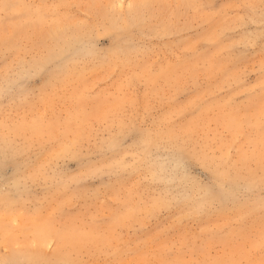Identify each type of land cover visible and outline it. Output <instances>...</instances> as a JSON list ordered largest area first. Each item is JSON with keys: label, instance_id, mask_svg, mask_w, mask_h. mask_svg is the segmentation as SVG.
<instances>
[{"label": "rangeland", "instance_id": "obj_1", "mask_svg": "<svg viewBox=\"0 0 264 264\" xmlns=\"http://www.w3.org/2000/svg\"><path fill=\"white\" fill-rule=\"evenodd\" d=\"M120 2L149 6L114 15L110 6ZM246 2L259 6L260 0H0V88L12 85L0 94V152L12 155L0 163V229L31 240L30 221L52 220L60 234L48 240L51 249L67 253L71 264H142L154 257L162 264H203L223 260L221 251L234 248L239 251L225 261L264 264L259 212L239 219L261 193L243 194L242 179L241 199L223 209L218 203L202 217H179L186 201L155 206L169 194L217 192L215 170L255 180L264 174L258 123L217 122L215 109L203 103L209 89L227 95L224 73L250 64L259 50L237 49L235 59L219 50L207 64L180 59L185 54L177 51L180 41L210 31L224 5ZM234 11L248 10L223 8ZM226 23L235 28L231 19ZM242 31L230 36L239 39ZM212 47L203 40L194 45ZM235 100L237 109L247 106L245 96ZM48 127L54 135L45 134ZM148 132L161 134L160 147H151L147 160L136 156L135 169L88 175L111 161L133 159ZM114 138L118 146L107 149ZM66 139L83 151L62 162L65 182L34 178ZM176 145L191 157L180 166ZM171 175L176 183L160 179ZM8 217L3 226L1 218ZM225 221L229 230L222 233L218 225ZM46 251L43 256L51 255Z\"/></svg>", "mask_w": 264, "mask_h": 264}, {"label": "snow or ice", "instance_id": "obj_2", "mask_svg": "<svg viewBox=\"0 0 264 264\" xmlns=\"http://www.w3.org/2000/svg\"><path fill=\"white\" fill-rule=\"evenodd\" d=\"M149 5H136L133 3H123L111 5L113 14L119 10L122 13L125 9L129 15H133L134 12L140 8H147ZM197 7L196 5H192ZM223 8H235V9H247V12L241 13L240 11H234L230 13H224ZM220 11L222 19L215 24V26L200 36L183 40L179 42V48L177 51H182L185 55L182 58H198L203 60L205 64L211 60V54L219 50L226 49L229 59H235L232 57V53L237 49L248 51L251 50L256 53L258 49L257 58H254L250 64L246 63L242 67H233L228 69L224 76L229 78V86L226 85L227 95L225 92H214L209 89V95L206 96L203 103L208 104L211 108L215 109V118L217 122H222L232 127L239 126L242 122L251 123L255 120L264 131V0H260L259 6L255 3L246 2L241 4H229L224 5ZM231 19L235 28H229L227 26V20ZM249 25H253L254 28L249 29ZM242 31V35L239 39H234L230 36V33ZM205 43L213 44L211 49L207 48H194L195 44H199L201 41ZM255 77V79L249 82V77ZM245 84V87L238 88L237 85L241 83ZM8 87L0 88V94L6 93ZM243 95L247 99V106L242 109L235 107V97ZM48 136L54 135V130L48 127L45 131ZM160 133L148 132L144 137L139 152L133 155V159L129 160L121 158L109 162L107 165L101 168L90 170L88 175H118L121 171L128 169H135L136 156H140L141 159L147 160L151 156L149 151L151 147H160L157 140ZM118 139L114 138L105 142V147L109 150L115 149L118 146ZM83 151V146L77 141L66 139L57 151L50 154L49 158L41 164L39 169L33 174L34 178H44V182L52 181L57 184H63L65 180L60 176L59 171L62 162L79 155ZM261 168L264 169V155L261 159ZM110 170V171H109ZM76 182L77 178H72ZM160 179L165 183H176L178 177L175 175L161 176ZM220 193L210 189H202L195 194L193 193H176L175 195L169 194L168 197L163 198L155 203L156 207L161 210L171 208L182 202L189 201L190 204L184 215L189 218H198L206 214L209 208L216 206L218 203L223 204L229 201L242 198V194L232 193L224 189V184L220 186ZM259 192L261 196L258 201L255 202L254 207H251L248 212L239 216V219H244L247 216L254 215L259 212V220L261 224L260 234L257 240L259 247H264V174L259 176L258 180H252L246 184L243 188V194H252ZM222 233H227L229 230V221L222 222L218 225ZM3 232L4 242H11L13 237L9 229L0 230ZM33 243L31 248H48L51 249L52 245L48 243V240L53 235H59L60 230L57 229L56 224L52 220H40L35 222L31 229ZM42 242V243H37ZM21 247L20 243H16V248ZM7 251V248H5ZM14 255H17L14 253ZM22 255L21 259H9L7 257L0 258V264H53V262L46 259L42 253L37 255L31 254H19ZM59 264H71L70 261L64 260ZM193 264H201V262L194 261ZM203 264H237L236 261L213 259L203 262Z\"/></svg>", "mask_w": 264, "mask_h": 264}, {"label": "bare ground", "instance_id": "obj_3", "mask_svg": "<svg viewBox=\"0 0 264 264\" xmlns=\"http://www.w3.org/2000/svg\"><path fill=\"white\" fill-rule=\"evenodd\" d=\"M2 146V145H1ZM3 147V146H2ZM5 148V147H4ZM7 149V148H6ZM5 149V150H6ZM1 150V149H0ZM172 152L175 154V160H176V166H180L183 165V163L186 160H189L191 157L188 156V152L187 149L185 148V146H181V145H176L175 149L172 150ZM12 155L7 151V153H5V151L2 153L0 152V163L2 160L4 161H10ZM161 168H163L164 164H158ZM17 170V171H16ZM16 172H18L20 170L19 167L16 168ZM234 174H223L220 172H217L215 170V172H213V177L217 180V185L219 187L218 191L216 192L217 194L220 193L221 189L220 186H222L224 184V189L226 191H230L232 193H236L239 189V186L241 184H239L240 179L243 180V184L241 185L243 188L246 184L250 183L252 180H254L251 176L246 177L245 179L241 178L238 174V172L234 171ZM153 178L154 179H159L158 177V173L154 172L153 174ZM16 191L19 190L18 186L16 185ZM233 201H229L221 205V209L226 208V206L228 205V203H232ZM187 205L190 204L189 201H186ZM4 204V203H3ZM184 204V202H183ZM21 217V216H20ZM28 219V218H27ZM1 220L4 222L3 226H6V223L11 221V217L8 218H1ZM30 227H32V225L34 224L33 221H30ZM6 229V228H5ZM0 230H4V229H0ZM2 232V231H0ZM3 235V234H2ZM13 239L11 242H4L2 236H0V246H3L4 248V254L1 255L0 254V258L2 257H7L9 259H21L23 258L22 255L19 254H31V255H37V254H43V252L45 251V248H31L30 245L33 243V238H31V240H28L27 238H25L24 240H18V237H14L12 236ZM32 237V234H31ZM19 242L21 247L19 249L16 248V243ZM42 243V242H37ZM49 243V241H48ZM159 246V245H157ZM5 248H7V251H5ZM58 247L53 248V249H48V251H46L47 253L51 254V255H46L44 256L46 259H48L49 261H52L53 264H59V262L64 261V260H68L70 261L69 255L67 253L61 254L59 252ZM239 251L237 248H234L232 251H221V257L223 258V260L229 258V254L232 255V253ZM17 254V255H14ZM136 259H140V258H136ZM155 259V260H152ZM152 259H147V260H142V264H162V259H158L154 257ZM71 262V261H70ZM131 262V261H130ZM134 264V263H133Z\"/></svg>", "mask_w": 264, "mask_h": 264}]
</instances>
